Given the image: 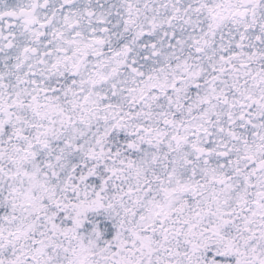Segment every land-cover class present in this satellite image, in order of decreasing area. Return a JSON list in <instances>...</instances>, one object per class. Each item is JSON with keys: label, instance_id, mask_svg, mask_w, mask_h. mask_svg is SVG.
<instances>
[{"label": "snow or ice", "instance_id": "6c2138e0", "mask_svg": "<svg viewBox=\"0 0 264 264\" xmlns=\"http://www.w3.org/2000/svg\"><path fill=\"white\" fill-rule=\"evenodd\" d=\"M0 264H264V0H0Z\"/></svg>", "mask_w": 264, "mask_h": 264}]
</instances>
